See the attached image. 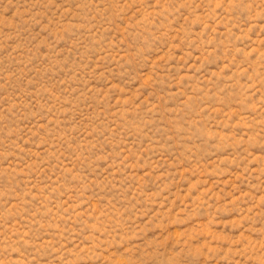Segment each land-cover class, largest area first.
I'll use <instances>...</instances> for the list:
<instances>
[{"label":"rangeland","instance_id":"374dc122","mask_svg":"<svg viewBox=\"0 0 264 264\" xmlns=\"http://www.w3.org/2000/svg\"><path fill=\"white\" fill-rule=\"evenodd\" d=\"M0 264H264V0H0Z\"/></svg>","mask_w":264,"mask_h":264},{"label":"bare ground","instance_id":"6f19581e","mask_svg":"<svg viewBox=\"0 0 264 264\" xmlns=\"http://www.w3.org/2000/svg\"><path fill=\"white\" fill-rule=\"evenodd\" d=\"M60 251V250H59Z\"/></svg>","mask_w":264,"mask_h":264}]
</instances>
